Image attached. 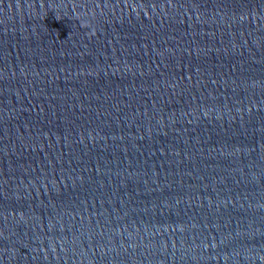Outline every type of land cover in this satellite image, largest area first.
Instances as JSON below:
<instances>
[{"label": "water", "instance_id": "95a60500", "mask_svg": "<svg viewBox=\"0 0 264 264\" xmlns=\"http://www.w3.org/2000/svg\"><path fill=\"white\" fill-rule=\"evenodd\" d=\"M0 264H264V0H0Z\"/></svg>", "mask_w": 264, "mask_h": 264}]
</instances>
